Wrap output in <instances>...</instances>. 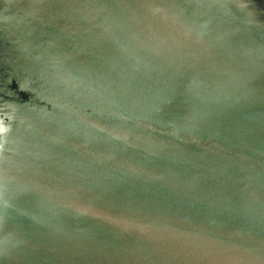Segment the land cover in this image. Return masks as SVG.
Masks as SVG:
<instances>
[{"label": "water", "instance_id": "obj_1", "mask_svg": "<svg viewBox=\"0 0 264 264\" xmlns=\"http://www.w3.org/2000/svg\"><path fill=\"white\" fill-rule=\"evenodd\" d=\"M10 118L0 264H264V0H0Z\"/></svg>", "mask_w": 264, "mask_h": 264}, {"label": "clouds", "instance_id": "obj_2", "mask_svg": "<svg viewBox=\"0 0 264 264\" xmlns=\"http://www.w3.org/2000/svg\"><path fill=\"white\" fill-rule=\"evenodd\" d=\"M160 11L161 10L159 8L153 9V14H157ZM202 27H206V25ZM21 123H23V121ZM12 124H13L12 118L9 119V122L7 124H5L3 120H0V162L5 160L4 154L6 152V146L9 143H11L9 137L13 131ZM3 192H4V187L2 183V186H0V209H6L8 207V203L4 199ZM81 211L86 212L87 210H81ZM0 219H2V217H0Z\"/></svg>", "mask_w": 264, "mask_h": 264}]
</instances>
